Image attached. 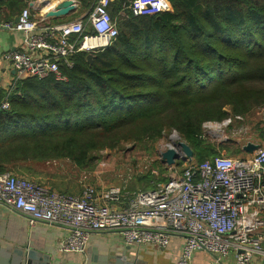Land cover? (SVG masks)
<instances>
[{"label":"trees","instance_id":"trees-1","mask_svg":"<svg viewBox=\"0 0 264 264\" xmlns=\"http://www.w3.org/2000/svg\"><path fill=\"white\" fill-rule=\"evenodd\" d=\"M74 1L76 17L98 2ZM132 1H111L118 37L91 62L87 52L62 62L67 81L27 78L13 87L10 108L0 112V173L33 181L34 164L64 158L90 171L104 151H154L174 132L197 164L223 150L243 153L204 141L203 125L224 120L226 108L245 118L264 107V0H166L169 11L146 16L128 9ZM23 2L0 0L8 12L0 22L15 21ZM5 97L0 91V102ZM153 180L141 179L142 190L154 189Z\"/></svg>","mask_w":264,"mask_h":264},{"label":"built area","instance_id":"built-area-1","mask_svg":"<svg viewBox=\"0 0 264 264\" xmlns=\"http://www.w3.org/2000/svg\"><path fill=\"white\" fill-rule=\"evenodd\" d=\"M111 1L98 0L87 17L50 27H39L29 9L21 12L18 22H0V31L25 36V51L4 55L16 80L0 102V112L10 108L9 97L19 81L54 77L65 82L62 62L71 65L70 57L79 52L95 53L112 45L119 31L108 11ZM168 4L133 0L128 9L146 16ZM236 121L244 118L208 123L204 129L220 130ZM171 139L160 156L170 148L183 155L176 132ZM248 155L221 152L201 164L184 161L183 170L171 166L168 180L151 190L115 186L98 190L84 184L80 195L62 194L7 171L0 173V205L22 214L30 226L45 223L66 229L61 253L85 255L93 234L115 232L128 246L154 245L161 250L173 237L181 238L177 264H192L197 252L209 254L215 264H252L255 257H264V146Z\"/></svg>","mask_w":264,"mask_h":264},{"label":"crops","instance_id":"crops-1","mask_svg":"<svg viewBox=\"0 0 264 264\" xmlns=\"http://www.w3.org/2000/svg\"><path fill=\"white\" fill-rule=\"evenodd\" d=\"M61 1L63 0H24L23 3L24 9L31 11L32 17L39 27L60 25L86 17V13L76 17L75 14L78 12L80 4L75 1L76 9L68 16L59 19L48 18L47 13ZM6 8V6L1 7L0 14L8 13ZM24 41L25 36L22 33L0 31V91L7 93L16 80V72L12 64L4 59V55L10 51H25ZM79 186L80 183H74L73 186L69 185L65 189V194L80 195L82 188ZM96 188L100 190L106 186L99 184ZM67 235L68 231L58 226L45 223L30 226L22 214L0 205V249H5L10 253L15 249L33 250L39 253L41 258H49L55 264H86L88 254L94 250L101 258L109 257L111 262L118 258H124L125 261L131 263L177 264L182 255L184 242L179 237H173L167 248L161 250L154 245L128 246L122 237L115 232H98L93 234L87 253L79 255L60 252ZM192 264H215V261L209 254L197 252L193 257ZM252 264H264V257H255Z\"/></svg>","mask_w":264,"mask_h":264},{"label":"rangeland","instance_id":"rangeland-1","mask_svg":"<svg viewBox=\"0 0 264 264\" xmlns=\"http://www.w3.org/2000/svg\"><path fill=\"white\" fill-rule=\"evenodd\" d=\"M168 5L169 7L167 9L162 7V10H159L157 13L169 11L170 4ZM155 14L152 13L151 15ZM225 110L229 115L224 120L221 122H207L205 124L222 123L230 117H234L229 109L226 108ZM263 110L264 107L258 108L254 113L247 115L243 123L236 121V123L234 122L231 126L221 127L220 130H218L220 127L204 129V124V141L214 146H228L232 150H243L248 143L261 144L264 146V142H262L260 138L262 131H264V124L260 122ZM173 134L174 133L171 135L165 134L155 146L154 151H145L140 146L131 144L125 145L122 149L104 151L100 154V161L96 167L90 171L81 170L80 167L76 166L74 162L67 158L34 164L35 170H37L39 174L29 178L45 187L54 190L58 189L59 191L56 190L57 192L64 194L66 191L65 189L69 185L73 186L74 183H80L81 188H83L84 184L94 187L100 184L106 187L115 186L120 188L127 187L128 189L130 188L129 190H142V188L146 186L145 183H147V181L142 183L140 180L154 177V180L150 182V184L156 186L161 183L162 178H165L166 175L170 176L173 171L170 166L162 161L159 153L162 148L168 147L172 143L171 138ZM177 140L183 142L180 136ZM221 152L229 155L226 150ZM237 156L246 157L247 154H245L243 150V153ZM193 162H195V159ZM160 165L164 166V169L167 168L163 174H160ZM185 167L186 164L177 169L181 171Z\"/></svg>","mask_w":264,"mask_h":264},{"label":"water","instance_id":"water-1","mask_svg":"<svg viewBox=\"0 0 264 264\" xmlns=\"http://www.w3.org/2000/svg\"><path fill=\"white\" fill-rule=\"evenodd\" d=\"M113 1V0H112ZM76 9L74 0H63L47 13L48 18L59 19L68 16ZM18 22V19H16ZM94 58L93 53L88 55V60L91 62ZM177 146L181 148L183 155L177 151L176 148H170L161 153L162 161L168 166L177 165L180 160L187 161L189 163L194 160V152L185 142L177 143ZM260 144L248 143L244 147L246 154H253ZM0 264H55L49 258H41L40 254L33 250L15 249L13 252H7L5 249H0ZM86 264H142L131 263L124 260V258L115 259L113 262L109 261V257H99L97 251L94 250L91 254H88Z\"/></svg>","mask_w":264,"mask_h":264}]
</instances>
